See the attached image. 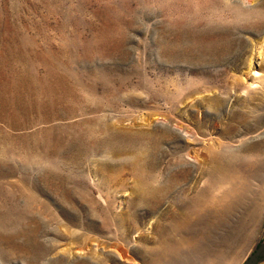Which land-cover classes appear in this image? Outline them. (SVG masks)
I'll use <instances>...</instances> for the list:
<instances>
[{
	"label": "rangeland",
	"instance_id": "rangeland-1",
	"mask_svg": "<svg viewBox=\"0 0 264 264\" xmlns=\"http://www.w3.org/2000/svg\"><path fill=\"white\" fill-rule=\"evenodd\" d=\"M262 243L264 0H0V264Z\"/></svg>",
	"mask_w": 264,
	"mask_h": 264
},
{
	"label": "bare ground",
	"instance_id": "bare-ground-1",
	"mask_svg": "<svg viewBox=\"0 0 264 264\" xmlns=\"http://www.w3.org/2000/svg\"><path fill=\"white\" fill-rule=\"evenodd\" d=\"M259 76V75H258ZM224 148V146H223ZM228 148V147H227ZM230 148V147H229ZM228 148V150H229ZM226 149V148H224ZM211 156H214L213 158H215V155H211ZM212 158V159H213ZM215 160V159H214ZM207 165V164H206ZM199 208H201L197 202H195L190 208H188L187 212L185 215H182L178 218H176L173 222H170L168 224V231L170 234L168 235H171L173 234L174 235H177V234H180L182 233L183 231H185L186 229L188 230H191V220L192 218H194V216L197 214V212L199 211ZM130 229V227H129ZM172 236V235H171ZM166 237V236H165ZM167 239L166 238H162L160 241H159V244L163 247H165V243H166ZM168 246H170V244H167ZM164 250V249H162ZM166 251V250H165Z\"/></svg>",
	"mask_w": 264,
	"mask_h": 264
},
{
	"label": "water",
	"instance_id": "water-1",
	"mask_svg": "<svg viewBox=\"0 0 264 264\" xmlns=\"http://www.w3.org/2000/svg\"><path fill=\"white\" fill-rule=\"evenodd\" d=\"M264 252V243H262L256 251L252 254L251 260L248 264H258L261 254Z\"/></svg>",
	"mask_w": 264,
	"mask_h": 264
}]
</instances>
